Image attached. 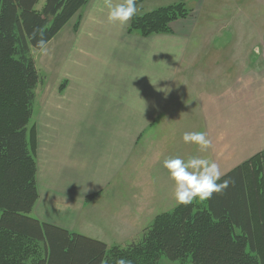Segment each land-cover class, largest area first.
Returning <instances> with one entry per match:
<instances>
[{"label":"crops","instance_id":"1","mask_svg":"<svg viewBox=\"0 0 264 264\" xmlns=\"http://www.w3.org/2000/svg\"><path fill=\"white\" fill-rule=\"evenodd\" d=\"M162 1L144 0L136 15L167 7ZM225 2L200 0L171 33L141 37L128 33L130 20L110 23L104 0H88L46 53L32 51V218L124 247L179 205L165 157L202 155L226 175L264 153V53L250 64L242 28L214 45L192 17L218 14ZM185 131H206L212 147L198 152L183 143Z\"/></svg>","mask_w":264,"mask_h":264},{"label":"trees","instance_id":"2","mask_svg":"<svg viewBox=\"0 0 264 264\" xmlns=\"http://www.w3.org/2000/svg\"><path fill=\"white\" fill-rule=\"evenodd\" d=\"M88 0H0V264H157L190 258L193 264H264V153L237 166L211 199L177 205L157 215L138 242L104 243L30 216L38 199L32 116L40 50ZM144 0H136L139 6ZM190 16L181 2L130 19L128 33H171ZM257 254V255H256Z\"/></svg>","mask_w":264,"mask_h":264},{"label":"clouds","instance_id":"3","mask_svg":"<svg viewBox=\"0 0 264 264\" xmlns=\"http://www.w3.org/2000/svg\"><path fill=\"white\" fill-rule=\"evenodd\" d=\"M103 7L107 10L110 23L126 24L137 14L136 0H104ZM37 47L47 52L46 41L41 38ZM183 143L194 145L198 152L205 153L212 147V141L206 131H185L181 137ZM162 167L167 170L169 179L173 182L172 196L177 204L188 205L194 200L211 199L213 193L225 190L230 181L221 180L224 173L219 165L202 155H191L186 159L177 156H167L162 161ZM115 264H131L126 258H119Z\"/></svg>","mask_w":264,"mask_h":264},{"label":"rangeland","instance_id":"4","mask_svg":"<svg viewBox=\"0 0 264 264\" xmlns=\"http://www.w3.org/2000/svg\"><path fill=\"white\" fill-rule=\"evenodd\" d=\"M182 0H163L161 6H169L181 3ZM248 1V8L245 6V2ZM186 2V9H194L200 3V0H184ZM44 5V0H39L35 6L36 10H40ZM153 5H155L153 3ZM160 7V6H159ZM158 8V7H156ZM155 8V9H156ZM242 2L237 0H230L227 6V2L222 4V7L217 10L218 14H197L193 13L192 17L198 22L197 30H208L213 33L212 42L214 45L224 44L226 40L231 37V32L236 34V31L243 29L244 43L249 46V63L255 64L261 55L264 53V0H244V12L242 13ZM190 11V10H189ZM248 11V12H247ZM261 31V32H260ZM248 35V39H247ZM36 51V50H35ZM219 60L224 56V51L218 53ZM33 123V108L32 116L29 121L28 128ZM264 165V163H262ZM264 176V171L262 172ZM142 228V232L138 239L140 240L143 231L149 227ZM137 240V239H136ZM135 242H138L135 241ZM133 241V243H135ZM257 255V254H256ZM157 264H193L190 258L183 261H171L162 256L159 258Z\"/></svg>","mask_w":264,"mask_h":264}]
</instances>
